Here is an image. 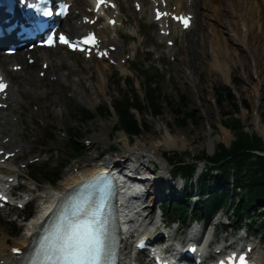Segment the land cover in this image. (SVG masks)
<instances>
[{"label": "rangeland", "instance_id": "obj_1", "mask_svg": "<svg viewBox=\"0 0 264 264\" xmlns=\"http://www.w3.org/2000/svg\"><path fill=\"white\" fill-rule=\"evenodd\" d=\"M258 1V11L250 7L248 1L241 7L244 9V15L242 16L245 17L243 19L246 21L244 22V29L249 31L250 34L249 38H247V43L251 48V42L253 47L258 51L259 55L255 59L259 61L258 70L261 73L254 67V55L252 52L246 49L239 52L240 54L237 56L238 54H235L232 48H228L224 40L219 38V33L222 30L221 23L217 17H215V20L212 19L213 17L211 15L214 14L213 11L215 8L221 10L222 14L224 13L223 17L228 18L229 14H227L226 10H223V0H217V3L211 2L210 8L208 9L205 3H203V0H198L195 8L196 11L199 10L198 14L200 16L198 15L195 24L187 33L177 37L176 45L174 46L177 50L172 56L168 53V49L171 46L161 36L158 25L156 23H149L146 17L139 19V12L136 10L132 0H129V3L122 2L126 11V14L122 16L125 24L120 29L121 40L125 41V52L121 55V57H124L123 59L119 60L114 57L110 61H104L94 57L89 60L80 54L69 53L64 48H61L62 55L67 59L61 69H59L63 85L53 88L48 99L32 96L22 97L23 102L30 107V117L24 115L25 123L28 124V126L25 125L26 130H32L31 133L34 134L31 137L26 136L31 146L29 149H26L24 156L19 157L17 160V168L23 174L22 181L27 183L28 190L30 191L29 194L23 195L24 198L45 196L46 189L50 188L44 175L42 173L35 174L34 168L46 166V169H43L44 172L60 173L62 179L57 184L58 186L56 185L59 187L67 178L73 166L76 163L77 165L82 163L78 161H86L88 154L97 155L96 157H106L112 154L109 152L110 148L116 149L120 153L123 146V142L120 141L121 137L128 139L130 146H135L142 141L150 145L161 140L163 137L167 138L168 141L175 140L176 145L179 147L164 150L163 152L162 160L166 163V172H170V165L166 158L172 156L174 153L189 154L186 156V160L190 162L194 156L200 155L203 149L207 151L209 156H212L216 146L219 144L229 146L235 140L234 134L221 125L224 115L220 108L219 96L216 93V88L219 86L230 87L238 99L239 105L241 101L249 104L250 110L241 108L238 116L242 119L247 132L255 133L264 140V136L256 131L252 123L255 116L253 110L255 101L258 104L259 117L264 111V1ZM234 4L236 5L237 2ZM211 7L213 8L212 10ZM231 23L229 25L230 29L237 32V26L234 25L232 20ZM215 27H217V30H215ZM133 29H136L138 34L131 40H128L129 30ZM255 36L257 37V42H253ZM258 44L260 45L259 48ZM134 47H136V50L133 49ZM212 47L216 49L215 55H219L211 63V58L205 56L204 53L205 48L211 49ZM38 51V49L35 50V52ZM183 57L185 58L186 67L192 66V69H190L191 67L188 68L191 71V81L187 79L185 82L177 71V65ZM69 63L73 65H69ZM11 64L9 65L10 69H12ZM40 66L41 62L38 67L40 68ZM216 66L218 70L221 68V72L223 73H218L217 70H214ZM67 67L69 71H67ZM132 68L139 70L140 73L132 71ZM102 69H105V73H102ZM230 69L231 72L228 76V70ZM123 70L126 72L125 74H122ZM146 70L150 74L159 75L160 78L157 81L158 87L160 88L161 94L168 98V100H177L178 93L187 96L189 110L195 112L199 116V119L189 124L187 128L179 127L176 122L177 117L173 114L170 105L167 103L168 100L164 98L163 114L160 117L154 118L149 114L142 116L134 111L138 119L144 121L148 126V131L144 130L139 138L130 139L124 132L115 133L113 127L118 117L113 109V104L116 100L127 96L131 98L136 96L144 102V78H141V76L142 72ZM38 73V69H35V74L38 75ZM67 75L70 77H65ZM247 76H249V79ZM72 77L74 79L79 78L77 80L80 81L79 85L76 86V81ZM103 77L106 83V90L101 96L97 97L95 94H91L92 90L88 89V87L93 88L94 86L99 88L103 82ZM73 84H75V88L72 87ZM259 84L261 86L257 93L253 94L254 88L257 85L259 86ZM67 85L72 88V91L66 87ZM15 87V84L10 83V90ZM80 88L87 95L79 94L82 92ZM22 94H24L23 91ZM15 95L18 96V94ZM72 96L74 97L72 98ZM31 105H34V107H31ZM98 108H109L111 116L107 118L100 117L97 112ZM82 110H88L92 114H95L96 118L92 121L84 122L80 114ZM29 111L26 113H29ZM8 113H10V110H8ZM17 114L12 117H17ZM40 115L43 119L39 117ZM260 119L264 127V121L261 117ZM103 125H107L108 128L104 129ZM18 126L20 127V124ZM157 127H160V130H157ZM223 130H227V138L223 137ZM103 131L107 132V134L100 136ZM95 137L99 138L100 142L92 145L90 148L92 151L89 152V145ZM73 145L83 147L84 151L81 156H78L73 151L71 148ZM32 147H34V151L30 152ZM45 150L48 152H44ZM50 156L52 158L48 159ZM154 164L151 163V166L155 167ZM203 164L201 162L199 166L202 167ZM32 175L36 181L32 180ZM180 184L179 182L176 190L171 191L174 194L178 193L175 195H178L177 198L181 194ZM35 188L39 189L38 194L36 192L31 193ZM164 190L160 192V197L158 198L160 203L165 199L166 191L164 192ZM21 194L23 193L20 192L18 195ZM40 205V203H35L34 213ZM261 215L263 216V221L258 219L254 224L256 225L255 228L253 226L251 227L250 224L242 226V233L247 230L249 231V228L254 229L251 232L256 233L254 237L255 242L261 241L263 243V210ZM220 216L222 222L227 224L226 226L220 223L218 224V234L222 238L234 231V226L229 224L231 216H226L225 214H220ZM165 219L174 222L173 227L177 226V220L174 217L166 216ZM23 220V214L18 210L12 211L11 208H7L6 210L0 211V241L6 238L7 243L12 245L14 240L24 233V224L26 221ZM217 223L218 218L213 221V225ZM13 225L17 226L20 230L16 235H13ZM202 225L203 223L201 222L198 226ZM182 238L184 239L185 236ZM263 246L264 244L259 245L260 248L262 247V250ZM133 264H136V262Z\"/></svg>", "mask_w": 264, "mask_h": 264}, {"label": "bare ground", "instance_id": "obj_2", "mask_svg": "<svg viewBox=\"0 0 264 264\" xmlns=\"http://www.w3.org/2000/svg\"><path fill=\"white\" fill-rule=\"evenodd\" d=\"M114 2L117 5L116 10H107L106 12L109 14V18L105 19L103 23H97L94 26H90L86 23V19L89 18L90 20L94 19V15L91 12V1L90 0H73V3L70 7V14L67 20L65 21V24L63 25L62 30L66 33H68L71 37H80L83 34H85L88 31H94L97 33L99 39H100V46L102 50H108V54L111 55L110 58H118L119 60L123 59L124 57H121V55L125 52V41L121 40L122 36L120 33V29L124 26L125 22L122 20V16L126 14V11L123 7L122 2L129 3V0H110ZM134 2V6L136 8L140 7L138 18L142 19L143 17H146L148 22L153 24L155 23V16L154 10L156 8H160L162 1L158 0L154 3L149 2V0H132ZM205 5L207 6V9L210 8L211 2L217 3V0H203ZM247 1L250 4V7H252L255 11H258V0H235L237 4L235 5L234 0H223V6L224 9L227 11V14H229L228 18L223 17V14L221 10H217L214 8V14L211 16L212 19L215 20V17H217L220 21V26L222 27L220 37L224 40L226 46L228 48H232V50L235 52V54H238L239 52L244 51L248 49L250 52L253 53V61H254V67L257 71H259V61L255 59L257 57L258 51L256 48L253 47V44L250 42L251 48L249 47V44L247 43V38H249V31L245 30L244 27V19L242 15L244 12L242 5L246 4ZM264 1V0H260ZM167 7L164 9H161L163 11L168 12V16L164 17L161 21H159L157 24L159 26V31H165L166 35L163 36V38L166 39V42L168 41H174V46L176 45V39L178 36L183 35L187 33L188 31H184L182 26L179 24V22L175 21V17H179L180 15H192L193 19V25L195 24L196 19L198 18L199 10L196 11L195 6L198 3V0H166ZM209 4V5H208ZM131 5V4H130ZM237 7V8H236ZM129 8V7H128ZM260 8V7H259ZM213 8L211 7V10ZM242 12V13H241ZM202 16H205L204 14H201ZM137 16V15H136ZM210 16V15H209ZM207 17V16H205ZM210 18V17H209ZM110 20H115V25L110 26L108 23ZM231 20L234 22V25L237 26V32L232 31L230 29L229 25L232 24ZM246 24V23H245ZM256 26V25H255ZM215 30H217V27H215ZM138 34V31L136 29L129 30V36L128 39L131 40L133 37H135ZM168 34V35H167ZM260 35V34H259ZM257 36V35H256ZM255 36L254 41L257 42V37ZM260 37V36H259ZM183 43V42H182ZM186 45V44H185ZM258 44V48H259ZM111 47H115L116 50L114 52H111ZM136 50V47L133 48ZM205 56L211 58L212 60L217 57L215 55L216 49L215 47H212L211 49L205 48ZM7 49H0V77L4 78L5 81L10 83H13L16 85L15 88L9 90L7 96L2 101L3 108L0 109V150L7 149V151L0 156V181L3 179V182L1 183V187L5 189V191H8L10 193L13 192L12 190V183L15 181L16 177L23 176L22 172L17 168V160L19 157H23L26 149L31 146L28 140L26 139V136H32V130H26V126H28L27 123H25V116L30 117V107L23 102L22 97H35V98H44L48 99V96L50 95V92L55 87H60L63 85L62 78L59 72V69H61L63 63L66 62V57L62 55L60 47L57 48H51V49H39L38 52H31L28 49H23L21 52H17L15 55L8 56L6 54ZM177 49L174 47H170L168 49V53L172 56L175 54ZM29 59H34V62L32 64L29 63ZM178 60V58H177ZM41 62L40 68L39 63ZM180 62V60H179ZM10 63H12V68L14 66H18L16 71L9 68ZM185 58L183 57L181 62L177 65V71L179 73V76L183 78V80L186 82L191 81V71L188 69H192V66H187L185 64ZM47 65L46 69L44 68V65ZM65 65V64H64ZM67 65V64H66ZM69 65H73L70 64ZM191 65V64H190ZM214 65V63H213ZM120 68L122 66L118 64ZM185 67V68H184ZM44 68V69H43ZM57 68V69H56ZM75 68V67H74ZM35 69H38L39 73L38 75L35 74ZM223 69V68H222ZM218 73H223L220 70L216 69ZM43 71V74H42ZM67 71L68 67H67ZM41 72V73H40ZM75 72V71H74ZM231 69L228 70V76L230 75ZM102 73H105V69H102ZM126 72L123 70L122 74H125ZM261 73V71H259ZM42 74V75H40ZM65 77H70L69 75ZM227 77V76H226ZM249 79V76H247ZM76 81V86L79 85L80 81H77L79 78L74 79ZM22 80V81H20ZM48 80V82H47ZM83 81V79H82ZM78 83V84H77ZM85 84V82L83 81ZM89 83V82H88ZM75 84L72 85L73 88H75ZM257 85L254 88V93H257L259 87ZM70 88V86H66ZM72 91V88H70ZM88 89L92 90L91 94H95L97 97L101 96V94L104 93L106 90V83L103 77V82L100 85L99 88H96L93 86L88 87ZM82 91V89L80 88ZM22 91L24 94H22ZM15 94H18L15 95ZM79 94L87 95L85 91H82ZM92 95V96H93ZM21 97V99H20ZM74 96H72L73 98ZM76 98V97H75ZM95 99V98H94ZM93 99V100H94ZM92 102L94 103V101ZM49 101V100H48ZM50 102V101H49ZM256 102V101H255ZM254 102V119H253V125L256 128V131L264 136V127L262 126L261 119L258 115V104ZM48 103V102H47ZM44 104V103H43ZM31 107H34V105ZM36 108V106H35ZM18 109H20L18 111ZM37 109V108H36ZM8 110H10V113H8ZM38 110V109H37ZM18 111V112H17ZM29 113H26L28 112ZM12 112V115H11ZM18 113V114H17ZM41 113V112H40ZM17 114V117H12ZM41 117V115L39 116ZM43 119V117H41ZM32 119V117H31ZM42 122V121H41ZM20 124V127L18 126ZM104 129H107L108 126H104ZM157 130H160V127H157ZM107 132L103 131L100 136H105ZM223 137L227 138V130H223ZM95 139V141H94ZM91 140L90 147L88 148L89 152L92 151L90 149L92 145L98 144L100 142V139L95 137ZM120 141L123 142L122 151L117 155L118 159L120 161H123L130 165L132 168H147L151 169L152 173L156 177V181H154V184L152 182L149 183L148 180H145V183L148 185L147 188L151 189V197L159 198L160 192H162V186H164V180L158 179L159 176H163V178L167 177L166 173V163L162 160L163 152L164 150L169 149H175L179 146L176 145L175 140L168 141L167 138H162L161 140L157 141L156 143L148 145L146 142L142 141L139 144H136L135 146H130V141L128 139H125L124 137L120 138ZM34 151V147L30 150V152ZM43 152V151H42ZM41 152V153H42ZM48 152V151H44ZM50 153V152H49ZM9 154L10 158L8 160H5V155ZM97 155L94 154H88V159L86 161H78L82 162L77 165V163L73 166L71 171L69 172V175L67 178L59 185V187L54 188H48L45 191L44 201L42 205L39 207V209L33 214V216L27 220V222L24 224V233L20 235L17 239L14 240L12 245H9L7 243V239L4 238L0 241V264H18L19 258L24 255L27 252V248L31 243L33 235L39 230L41 225L43 224L46 215L51 210V208L58 202V200L69 190L73 189L76 185L80 184L81 182L85 180H89L96 176L100 171H103L106 169V167H95L93 163L97 160ZM146 157V159H145ZM52 157L50 156L49 159ZM143 159V160H141ZM151 162H156L160 165V168L158 171L154 169L151 166ZM127 188H132V186H127ZM134 191V190H130ZM131 192L127 193L125 195L124 202L127 203L125 207V211H123L124 214L129 216V212L135 211L139 206L135 203H132L130 201H127V197L131 196ZM133 193V192H132ZM152 199V198H151ZM152 200L150 201V203ZM150 206V204H149ZM15 211V210H14ZM156 224L159 223V220L155 222ZM139 228H136L133 233L137 232ZM167 230V229H166ZM161 231V230H160ZM173 230L169 232V234H172ZM196 232L194 235H196L198 232H200V228H197L194 230ZM160 232H153L151 231L148 235V238L152 239L155 244H157L161 237H158ZM128 236L124 238L121 244L120 248V259L118 264H133L135 261L131 259L132 252L129 248L128 243ZM210 241V244H214V241L210 236L207 237L206 243ZM254 251L252 252V257L256 260L258 264H264V252L259 247V242H255L253 245ZM211 247V245H210ZM219 247L215 248L218 249ZM169 252V251H168ZM205 252V251H204ZM206 253V252H205Z\"/></svg>", "mask_w": 264, "mask_h": 264}, {"label": "trees", "instance_id": "obj_3", "mask_svg": "<svg viewBox=\"0 0 264 264\" xmlns=\"http://www.w3.org/2000/svg\"><path fill=\"white\" fill-rule=\"evenodd\" d=\"M144 78L145 100L141 101L136 96L123 97L113 104V109L118 117L113 127L115 133L124 132L128 138H139L143 131H148V126L144 121L138 119L135 112L140 115L149 114L154 118L162 116L164 97L157 81L158 74H150L148 71L142 72ZM216 93L220 99V108L223 111L224 119L221 125L231 131L235 140L229 146L219 144L215 147L212 156L203 149L200 155L194 156L192 161H187L184 154L174 153L166 158L172 173L175 177L186 179V188L183 199H175L168 195L162 202L164 211L168 216L176 217L187 225L189 214L193 219H200L206 222L220 210L232 217V223L236 226L246 225L249 222L254 228L256 221H263L261 215L264 211V156L256 152L264 153V140L255 133L245 130L242 119L238 116L241 108L250 110L247 102L241 101L234 95L233 90L228 86H219ZM173 114L177 117V125L187 128L194 123L199 116L189 110L188 98L183 94H177V100H168ZM135 111V112H134ZM102 118L110 117L109 108L97 109ZM84 122L92 121L96 118L88 110L80 112ZM264 121V111L260 114ZM77 154L83 153V147L73 145L71 147ZM196 161L206 162V169L196 179ZM46 166L34 168L35 174L42 173L47 182L57 185L62 179V175L44 172ZM202 193L195 208L189 207L190 197L196 190ZM34 207H29L24 214L26 217L33 214ZM13 235L20 232L18 227L13 225Z\"/></svg>", "mask_w": 264, "mask_h": 264}, {"label": "snow or ice", "instance_id": "obj_4", "mask_svg": "<svg viewBox=\"0 0 264 264\" xmlns=\"http://www.w3.org/2000/svg\"><path fill=\"white\" fill-rule=\"evenodd\" d=\"M184 26L187 27V22ZM60 42L68 43V40L61 36ZM84 43H94V39L89 37ZM6 87L7 85L0 80V92H3ZM94 223L95 221H84L69 226L61 246L63 260L69 264H99L103 240L99 231L93 228Z\"/></svg>", "mask_w": 264, "mask_h": 264}]
</instances>
